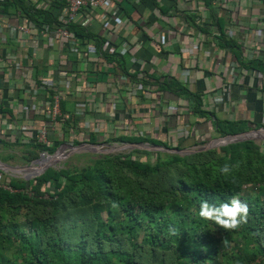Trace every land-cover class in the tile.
Wrapping results in <instances>:
<instances>
[{
	"label": "trees",
	"instance_id": "trees-1",
	"mask_svg": "<svg viewBox=\"0 0 264 264\" xmlns=\"http://www.w3.org/2000/svg\"><path fill=\"white\" fill-rule=\"evenodd\" d=\"M203 1L208 7L210 0ZM0 6L3 10L11 6L38 29H53L59 24L51 7L37 8L26 0H3ZM222 16L214 11L207 24L218 30L219 46L233 48L238 57L239 47L221 31ZM198 28L208 29L204 24ZM69 29L89 35L84 28L75 29L74 24ZM106 58L116 61L124 72L117 55ZM240 62L264 76L261 59ZM156 85L162 91L184 93L192 101L191 113L206 114L200 108L199 94L188 91L183 84L163 80ZM59 109L56 121H60L62 134L67 138L77 122L70 113L64 116L62 99ZM5 112L11 117L9 110ZM42 121L47 122L48 118L43 117ZM213 129L223 136L248 128L242 121L214 118ZM21 138L1 135L0 145H22ZM30 141L23 144L27 155L24 158L28 160L39 152L51 154L58 144L54 139L44 144ZM103 141L185 147L180 143L170 146L161 139L125 135ZM79 142L98 143L92 133L86 140L72 139L73 145ZM132 151L154 154V162L128 153L103 154L79 166L47 167L27 181L0 171V182L12 189L0 186V264H264V151L258 142L235 141L184 155ZM225 164L230 168L227 174L220 171ZM233 196L249 208L247 222L238 229L225 230L199 216L202 201L219 205ZM15 217L23 219L25 225L19 227ZM170 226L177 235L169 234ZM215 229L226 245L212 237L210 232Z\"/></svg>",
	"mask_w": 264,
	"mask_h": 264
},
{
	"label": "crops",
	"instance_id": "crops-1",
	"mask_svg": "<svg viewBox=\"0 0 264 264\" xmlns=\"http://www.w3.org/2000/svg\"><path fill=\"white\" fill-rule=\"evenodd\" d=\"M211 1L206 7L203 0H111L117 10L108 21L99 16L98 10L81 11L75 29L84 28L89 35L70 30L73 36L69 45L75 51L48 47L44 37L15 41L11 31L18 23L27 21L11 6L5 10L0 6V67L12 60L24 65L21 75L14 73L19 83H13L5 72H0V137L21 136L20 141L26 145L33 139L34 131L47 124L42 118L47 117L52 82L60 92L64 116L70 113L77 122L73 139L80 141L91 133L103 143L125 135L161 139L170 146L180 143L192 149L219 137L213 129L214 118L245 122L247 130L264 127V90H261L264 76L252 79L242 71L235 82L227 85L229 62L245 69L240 55L235 56L233 48L220 47L215 38L201 41L196 49L190 48V37L200 30L198 26L204 24L209 29L207 23L213 12L220 13ZM263 1L228 0L230 10L219 22L224 36L239 47V54L252 45L250 29L261 20ZM26 2L37 8L51 7L60 21L59 14L67 0ZM106 22L112 26L111 31L104 30ZM230 22L238 25L237 31L229 27ZM87 46L93 51L86 52ZM190 54H195V58L189 57ZM60 55H65V60L59 59ZM109 55L119 57L124 72L116 61L106 58ZM259 59L264 61V51ZM181 69L188 71L186 81H182ZM63 78L70 83L69 89L60 86L59 80ZM163 80H176L188 91L199 94L200 108L206 114L191 113L192 101L184 93L156 88ZM223 89L225 94L218 100ZM143 90L154 95L148 97ZM53 126L55 133L49 140H58L57 145L69 141L62 134L60 121L55 119ZM126 126L131 128L125 131ZM23 144L17 146L26 149ZM63 155L59 149L49 159L58 161ZM49 159L42 161L39 157L32 166H41ZM37 168L13 170L30 173L38 171Z\"/></svg>",
	"mask_w": 264,
	"mask_h": 264
},
{
	"label": "built area",
	"instance_id": "built-area-1",
	"mask_svg": "<svg viewBox=\"0 0 264 264\" xmlns=\"http://www.w3.org/2000/svg\"><path fill=\"white\" fill-rule=\"evenodd\" d=\"M211 3L213 4L214 7H216L217 10L220 11V13L224 14L226 12H229V2L228 0H212ZM262 6L264 7V1L262 3ZM98 10L99 11V16L102 19H106L108 21V17L113 15L117 7L111 0H67L65 7H63V10L60 12V21L59 24L51 29L50 32L46 33L47 30L45 29H38L33 23L31 22H26V23H18L13 30L11 31V37L15 41L19 42H24L27 39L30 38H39V37H44L46 40V45L48 47L51 46H56L58 48L66 47L67 50L69 51H75V47L70 46L69 43L71 42V37L73 36V33L69 29V25L76 24L78 21V15L81 13V11H94ZM219 15V14H217ZM110 23H104L103 28L105 31H111L112 26L108 25ZM229 27L233 28V30L237 31L238 25L231 23L229 24ZM216 27L211 26V28L207 29V31H201L197 30L194 35L190 37V48L191 49H196L198 47V44L201 41H208L211 38H215L217 40V35L218 33L216 32ZM252 35H253V40H252V45L248 49H244L242 51V54H240V59L243 61H248L254 58H259L260 53L264 51V13L261 15V20L256 25L253 29H250ZM48 35V36H47ZM113 50V49H110ZM93 48L87 46L86 47V52H92ZM119 52H122L121 49H119ZM189 57L195 58V54H190ZM59 59L65 60V55H60ZM140 64V63H138ZM137 68H140V65H138ZM228 68H229V80L226 82L230 84L231 82H235L234 80L238 79L239 76L241 75V72L244 71L245 75H248L252 79H261L262 75L254 68L248 67L245 69H242L241 66L235 62H229L228 63ZM24 69V65H22L18 60H12L11 63L5 64L2 67H0V72L3 73L5 72L7 74V79L9 78L13 83H19L20 79H16L14 73L17 72L18 74L21 75V72ZM181 77L182 81H186V76L188 74L187 69H181ZM61 76V75H60ZM19 78V77H18ZM59 84L62 88L64 89H69L70 83L66 79H60ZM50 89L52 90L50 94V104L48 106V111H47V124H42L40 125L35 131L33 135V140L39 143H47L49 141V136L53 135L55 132L53 123L55 122L56 117L60 115V109H59V101L61 99L60 92L56 89L54 86L55 84L52 82L49 83ZM226 85V86H227ZM137 86H140L137 84ZM224 88V86H222ZM226 88V87H225ZM225 89L221 91V95L218 100L222 99L221 97L224 96ZM143 94L148 95V97L153 96L154 92L148 91V90H143ZM25 114L28 112V109L24 110ZM131 126H126L125 131H128ZM95 132L97 133L98 130L95 129ZM58 135H60L58 133ZM138 135H141L139 132ZM74 137V134L70 132L68 135L67 139L69 141H65L60 143L59 145L56 146L54 151L52 152L53 154L56 153L57 150L63 149L66 152L72 151V149L75 147L72 143V139ZM97 146H102L105 143L102 142V139L100 137L97 138ZM122 144V143H121ZM52 154V155H53ZM50 156V154H45V152H41L37 158L31 159L30 164L34 162L36 159H38L40 156ZM29 164V165H30ZM28 166V165H27ZM19 169V168H18ZM1 172L6 170L0 169ZM11 170V169H9ZM24 172V177L25 175H28L27 173ZM33 177V175H28ZM25 180V178H24ZM0 186L3 188H7L9 190H12L9 186L6 184L0 182Z\"/></svg>",
	"mask_w": 264,
	"mask_h": 264
},
{
	"label": "rangeland",
	"instance_id": "rangeland-1",
	"mask_svg": "<svg viewBox=\"0 0 264 264\" xmlns=\"http://www.w3.org/2000/svg\"><path fill=\"white\" fill-rule=\"evenodd\" d=\"M256 142H258L260 145V148H262V146H264V135L261 134L258 137V139L256 140ZM118 145H121V143L108 141L104 145L99 146V148L110 150L112 147H117ZM63 149H60V150L63 153H65V151ZM25 153H26V149L22 148L20 146L7 147L5 149H2V146L0 145V162L8 165L10 167H13V168H21V167L27 166L30 164L31 159L30 160L25 159L24 157L27 156ZM40 153L41 152H39L38 155ZM115 153H121V154L128 153V155H130L134 158H138L142 161L146 160V161H149L152 163L154 162V154L147 155V154H143L140 152H134L132 150H127V149H119L118 151L115 149L114 151H108L106 153H101V152L95 153L92 151L80 149L78 151L66 152L65 155H63L58 161H55V160H57V158L53 160L52 158L49 159V156H47L48 157L47 159H49L50 162L55 161L54 163L49 164L47 167H53L55 169H58L59 167H62L64 164L65 165L66 164H75V165L79 166L82 163H84L87 159H93V158L98 157L99 155H103V154H115ZM45 154H47V153H45ZM52 154L53 153H51L50 155H52ZM38 155L35 158H37ZM38 166H40V165H37L33 168H37ZM3 173L7 176H11V177L18 178V179H24L25 178L23 171H14V170L6 169V171H3ZM30 173L32 174L33 172H30ZM30 173H27V174H30ZM30 178H32V177L30 176L29 179ZM101 213H102V217H104V212H101ZM15 218H17V217H15ZM17 219H19V222H18L19 227H23L25 225V222L23 221V219H20V218H17ZM210 234L212 235V237L219 239V241H218L219 244L222 243L221 233L219 232L218 229H215L214 231L210 232ZM232 236H235L234 232H233Z\"/></svg>",
	"mask_w": 264,
	"mask_h": 264
},
{
	"label": "clouds",
	"instance_id": "clouds-1",
	"mask_svg": "<svg viewBox=\"0 0 264 264\" xmlns=\"http://www.w3.org/2000/svg\"><path fill=\"white\" fill-rule=\"evenodd\" d=\"M261 151H264V146H262ZM220 171L227 174L230 168L225 164ZM248 213L247 203L242 202L236 196L219 205L204 200L199 206V216L201 218L212 221L225 230L238 229L241 224L247 222ZM168 231L170 235H177V230L172 226L169 227ZM222 243L226 245L227 241H222Z\"/></svg>",
	"mask_w": 264,
	"mask_h": 264
},
{
	"label": "water",
	"instance_id": "water-1",
	"mask_svg": "<svg viewBox=\"0 0 264 264\" xmlns=\"http://www.w3.org/2000/svg\"><path fill=\"white\" fill-rule=\"evenodd\" d=\"M260 129H264V127H259L258 129L257 128L250 129V130L238 132L235 134H227V135H223V136H219V137H214L211 140L207 141L205 144H203L197 148H192V149H188V148L171 149V148H163L161 146L151 144V143H147V142H135V143H122L121 145H118L117 147H112L110 150L101 149L100 152L106 153L108 151H114L115 149L117 151L119 149H127V150L143 149V150H148V151H166L169 153H177L179 155H184V154H190L193 152L207 150L209 148L218 147V146L225 145L227 143H231V142H235V141L257 140L260 135L251 136V135H249V133L253 132V131L260 130ZM90 146H97V145L96 144L81 143V144L75 145V147L72 149V151H78L80 149H84L85 147H90ZM48 165L44 166L38 173L33 174V176H36L39 173H41ZM27 167L28 166H24V167H21L19 169H25ZM10 168H13V167H10V166L0 162V169L6 170V169H10ZM29 177L30 176L25 175V180L27 181L29 179Z\"/></svg>",
	"mask_w": 264,
	"mask_h": 264
},
{
	"label": "bare ground",
	"instance_id": "bare-ground-1",
	"mask_svg": "<svg viewBox=\"0 0 264 264\" xmlns=\"http://www.w3.org/2000/svg\"><path fill=\"white\" fill-rule=\"evenodd\" d=\"M256 134V135H264V129H262L261 131L260 130H258V131H253V132H250L249 133V135H251V136H253L254 134ZM85 149V148H84ZM87 150H89V151H96V152H100V148H99V146H97V147H95V146H90V147H87ZM41 157V159H42V161L44 160V159H46V158H48L47 156H40ZM35 162V161H34ZM34 162H32L30 165H28V167L27 168H25V169H23V170H25V171H27V170H29V171H31V170H33V166H32V164L34 163ZM53 161H51L50 162V160L49 161H44V162H42L43 164L39 167V168H37L38 169V171H36V172H33V174H36V173H38L44 166H46V165H48V164H51ZM11 170H13V169H16V168H10ZM18 169V168H17ZM36 169V170H37ZM32 174V175H33Z\"/></svg>",
	"mask_w": 264,
	"mask_h": 264
}]
</instances>
